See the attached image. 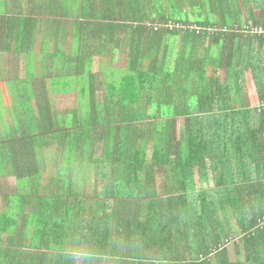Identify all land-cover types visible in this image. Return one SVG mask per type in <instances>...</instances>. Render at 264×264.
Listing matches in <instances>:
<instances>
[{
    "label": "trees",
    "instance_id": "16d2710c",
    "mask_svg": "<svg viewBox=\"0 0 264 264\" xmlns=\"http://www.w3.org/2000/svg\"><path fill=\"white\" fill-rule=\"evenodd\" d=\"M253 1L35 0L24 13L18 0L15 6L0 0V13L11 14L1 17L26 60H35L41 30L43 59L63 66L65 89L78 85L74 107L58 111L45 96L23 95L22 81L8 102L0 95V143L7 147L0 146V176L16 177L10 191L0 185L6 206L0 210V264H213L200 260V251L186 259L184 247L169 244L183 227V213L174 211L182 206L191 208L186 222L194 216L205 227L219 211L232 213L245 254L221 264H264V229L254 231L264 218V113L232 106L231 98L238 76L250 70L264 100V38L145 26L170 19L206 28L264 26V4ZM120 49L128 63L111 84L114 97L88 96L96 56L104 65ZM210 69L224 70V83L207 77ZM70 75L77 79L68 81ZM171 157V191H187L182 183L210 161L217 194L144 201L148 181L139 182L140 173L168 166ZM198 201L200 214L192 212ZM153 204L166 212L138 210Z\"/></svg>",
    "mask_w": 264,
    "mask_h": 264
},
{
    "label": "crops",
    "instance_id": "0c3cea01",
    "mask_svg": "<svg viewBox=\"0 0 264 264\" xmlns=\"http://www.w3.org/2000/svg\"><path fill=\"white\" fill-rule=\"evenodd\" d=\"M18 2L20 1L18 0ZM253 2L254 4H264V0H254ZM14 3H16V0ZM11 8L13 7L11 6ZM10 15L11 14L9 13H0V37L4 38V36H6L4 41L2 40L3 42L0 40V95L3 100L7 101V96L16 95L15 86L19 84L18 81H22L24 88H26L24 89L25 93L23 95L45 96V98L52 103L54 111L60 110L58 109L59 99L66 96L74 97L71 106L73 107L75 96H78L77 83L74 82L72 87L68 86L66 89L62 86L65 81L63 80L64 77L62 76V73L58 70L63 66H58L59 62L55 60H26L24 49L20 48L17 50L15 45L16 41L13 39L15 34H12L8 25H5L7 24V20L1 17H9ZM3 25L5 26L4 30ZM3 52H6V55L10 57L14 55L15 60L2 59ZM99 59L98 56V60L94 59V62L92 63V71L96 74V77L89 84L90 92L88 96H96V98L99 96L114 97L110 94L111 84L118 82L120 76L119 71L125 68H122L121 66L116 67L115 62L113 61L105 62V64L102 65ZM96 64H98L97 69H95ZM103 68L106 70L105 74L102 71ZM28 70H31V72L29 73ZM100 70L103 73L102 76H100ZM113 71H117L118 74L115 75ZM69 77L68 81H75L77 79V76L70 75ZM54 84H56V87L53 86ZM31 102L33 103L34 109H36L37 102L35 98H31ZM5 107L8 108V103ZM0 146L3 147L4 150L7 149L5 143H0ZM146 159L148 165L149 163H153L152 157L148 156ZM24 160L27 161L26 159ZM37 160L40 162H38L39 164L42 163L41 159ZM4 162L6 165L9 163V160L5 157ZM90 162L93 163L94 161L91 160ZM164 162H166L165 159ZM173 162L174 158L171 157L168 162L170 166L163 164L154 168L145 167V171L143 170L140 173L141 178L139 182H142L144 185L145 181H148L147 190L143 195V197H145L144 201L148 203L150 199H164L169 197L177 198L181 196H189L194 200L196 198H201V196H213V193L217 194V177L213 167L210 165V161L205 169L196 167L193 173L189 174L191 176V179H188L190 180L189 184L182 183V185H185L186 189H188L187 191H182V193L171 191V186L168 184L169 179L170 181H174V176L176 175L175 169L171 166V163ZM6 177L10 180H14V183L11 186V189H13L16 181L15 175L8 174ZM193 206H195V208H193L192 212L197 211V213L200 214L202 210L201 203L198 201V206L194 203ZM160 208L153 204L149 207L145 206L142 209L138 208V210L144 213L150 212L153 214L166 212L165 209L163 210ZM189 209L191 208L187 207L185 210V206L175 208L174 211L176 214L179 215V213H183L184 224H182L183 227L180 229L181 232H178V236H176V230H174L175 233L173 237H169L170 245L184 247L186 259L194 258L200 251V260H211L213 264H221L222 262L235 263L237 260H242L244 258L245 253L241 244V238H238L235 242H231L233 237H240L239 234L241 232L236 219L232 218V213L229 214L227 210L219 211V214L216 217L212 216L207 220L208 225L205 227L204 224H198V221L194 216H191L188 222L185 221ZM226 213H228V216ZM192 218H194V221ZM217 218L219 219L218 224L216 223ZM171 228L176 229V226L173 225ZM206 251L208 253L205 255L202 254V252ZM141 259L138 262H141Z\"/></svg>",
    "mask_w": 264,
    "mask_h": 264
},
{
    "label": "rangeland",
    "instance_id": "374dc122",
    "mask_svg": "<svg viewBox=\"0 0 264 264\" xmlns=\"http://www.w3.org/2000/svg\"><path fill=\"white\" fill-rule=\"evenodd\" d=\"M19 1H20L19 2L20 5L23 4L21 6V8L24 10V13H27V11L30 8V6H32V4L30 5V2H33L35 0H19ZM12 3H13V5L15 4L14 3V0H13ZM20 5H19V7H20ZM13 9L16 10L15 7H13ZM74 12H76V11L74 10ZM253 13L255 15H260L261 14V8L259 6H255V8L253 9ZM55 17H53V18H55ZM59 17H57V18H59ZM60 18L62 19V17H60ZM243 19L244 20H247V19H245V15L244 14H243ZM69 23H70V18L68 19V24ZM150 23H152V22H147L145 24V26L146 27L149 26ZM244 24L245 25H243V26L255 27L254 29H256V28H264L263 25H256V24L255 25H252L253 24L252 22H244ZM37 34H38L37 35V42L35 44L36 45L35 46L36 47V52H35V54H36L35 56L36 57H35V60H42L43 57H44V55L39 50V48H40L41 39L43 38L44 33L41 30H37ZM235 35H240L243 38L245 37V38H251V39H254L255 37H258V39L259 38H264V37L254 36V35L247 37V36H244V35H242L240 33L239 34H235ZM0 43H1V41H0ZM257 45H256L255 49H258V46ZM52 51H54V46H52L49 49H47L46 54H49ZM124 53H125V50L120 49L118 51V53H117L118 55L116 54L115 61H114L116 67H120L121 66L122 68H127L128 59H127V56H124ZM262 56L264 57V52H263ZM111 58H112V56L107 57L104 61L111 62V61H113ZM2 59L15 60V56L12 55V57H10V56H7L6 55V52H3ZM17 59H19V58H17ZM95 59L98 60V56H96ZM97 68H98V64H96L95 69H97ZM211 70L212 69H210V71L208 72L207 77H210L212 75L213 76L220 77L221 81L224 83L225 76H226L224 70L221 69V70H219L217 72H215L213 70L215 73H213V71H211ZM113 73L115 75L118 74L117 71H113ZM244 73H245L244 76H238V78L236 79L237 81H235V88H234V95H233L234 97H231L232 100H233L232 101V106H234V104H235V106H237V107H239V106L240 107H243V108H247L248 107V108H250L252 110L257 111L258 114H261V112H259V110H260V108H261L262 103L264 102V100H260V98L258 97L257 87H256V78L253 76V74L250 72V70L248 72H244ZM102 75H103V73L100 70V76H102ZM13 96H16V95H13ZM73 98H74L73 96H66V97L60 98L59 99V103H58V107H59L58 109L62 110L65 107H71L72 104H73L72 101L74 100ZM6 102H8V100ZM6 102L4 101L5 106L7 104ZM74 104H75V101H74ZM76 106H77V104H76ZM5 114L6 115L8 114V116H7L8 122L11 123V117H10V113H9V110L8 109H6ZM227 120H229V119H227ZM182 123H183L182 120H178V123H177L178 132H180ZM151 152H152V150L149 151V154H151ZM13 183H14V180H10L6 176H0V185L1 184H4L3 192L6 189H7V191H10V187L13 185ZM5 207L6 206L4 204V201L0 197V210L5 209Z\"/></svg>",
    "mask_w": 264,
    "mask_h": 264
},
{
    "label": "built area",
    "instance_id": "2783aa9c",
    "mask_svg": "<svg viewBox=\"0 0 264 264\" xmlns=\"http://www.w3.org/2000/svg\"><path fill=\"white\" fill-rule=\"evenodd\" d=\"M150 29H154V31H159V30H166V31H181L182 33H196L198 36H214V37H219L223 35H228V34H242L244 36H259V37H264V28H256L255 27H249V26H242L239 27L238 25L234 24L231 25L230 27L224 26V27H200L196 24H184L180 22H176V20L170 19L166 20V22H161V23H150L149 26ZM259 112L263 113L264 112V102L262 103V106L259 110ZM264 229V218L260 219L258 221V226L254 229ZM252 231V232H254ZM240 239L241 237H233L231 239V242H235L237 239Z\"/></svg>",
    "mask_w": 264,
    "mask_h": 264
}]
</instances>
